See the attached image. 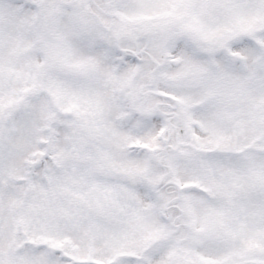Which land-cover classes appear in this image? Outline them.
Here are the masks:
<instances>
[{"label":"snow or ice","instance_id":"1","mask_svg":"<svg viewBox=\"0 0 264 264\" xmlns=\"http://www.w3.org/2000/svg\"><path fill=\"white\" fill-rule=\"evenodd\" d=\"M0 264H264V0H0Z\"/></svg>","mask_w":264,"mask_h":264}]
</instances>
